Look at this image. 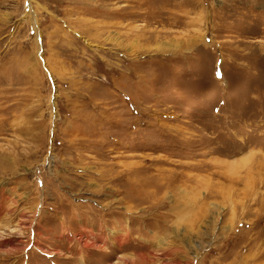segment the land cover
<instances>
[{
    "label": "rangeland",
    "instance_id": "1",
    "mask_svg": "<svg viewBox=\"0 0 264 264\" xmlns=\"http://www.w3.org/2000/svg\"><path fill=\"white\" fill-rule=\"evenodd\" d=\"M0 264H264V0H0Z\"/></svg>",
    "mask_w": 264,
    "mask_h": 264
}]
</instances>
